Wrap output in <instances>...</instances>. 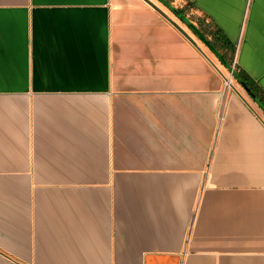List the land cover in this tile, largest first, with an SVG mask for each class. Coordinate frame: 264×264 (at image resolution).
Wrapping results in <instances>:
<instances>
[{
    "label": "crops",
    "instance_id": "obj_1",
    "mask_svg": "<svg viewBox=\"0 0 264 264\" xmlns=\"http://www.w3.org/2000/svg\"><path fill=\"white\" fill-rule=\"evenodd\" d=\"M167 1L0 0V264H264V0Z\"/></svg>",
    "mask_w": 264,
    "mask_h": 264
},
{
    "label": "water",
    "instance_id": "obj_2",
    "mask_svg": "<svg viewBox=\"0 0 264 264\" xmlns=\"http://www.w3.org/2000/svg\"><path fill=\"white\" fill-rule=\"evenodd\" d=\"M161 4H163L166 8L170 10L171 13H173L175 16H177L179 19H183L185 22H187L186 18H184L183 15L178 13L174 7H172L168 2L165 0H158ZM235 79L237 78L236 74L232 75ZM238 83L242 86V88L251 95V97L254 99V95L250 93V90L246 87V85L242 81H238Z\"/></svg>",
    "mask_w": 264,
    "mask_h": 264
},
{
    "label": "trees",
    "instance_id": "obj_3",
    "mask_svg": "<svg viewBox=\"0 0 264 264\" xmlns=\"http://www.w3.org/2000/svg\"><path fill=\"white\" fill-rule=\"evenodd\" d=\"M166 2H168L167 0H165ZM190 4H188V6H189ZM176 11L178 12V13H180L181 15H183L184 14V10L183 9H176ZM181 19V18H180ZM182 21H184L183 19H181ZM185 22V21H184ZM236 71L234 70L233 71V74H236L237 75V78H236V80H237V82L238 81H242L245 85H246V87L250 90V93L252 94V95H254V98H255V92H254V90H253V84L249 81V79L247 78V77H245V76H243V75H241V74H239V73H235Z\"/></svg>",
    "mask_w": 264,
    "mask_h": 264
},
{
    "label": "rangeland",
    "instance_id": "obj_4",
    "mask_svg": "<svg viewBox=\"0 0 264 264\" xmlns=\"http://www.w3.org/2000/svg\"><path fill=\"white\" fill-rule=\"evenodd\" d=\"M228 77H230V74H228ZM231 78V77H230Z\"/></svg>",
    "mask_w": 264,
    "mask_h": 264
}]
</instances>
